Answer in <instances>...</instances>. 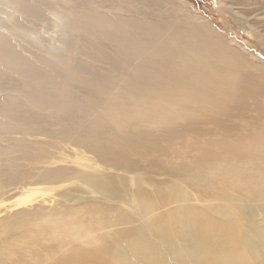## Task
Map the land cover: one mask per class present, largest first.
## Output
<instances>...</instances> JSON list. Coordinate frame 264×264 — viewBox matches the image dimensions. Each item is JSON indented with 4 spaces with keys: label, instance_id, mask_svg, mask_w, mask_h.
<instances>
[{
    "label": "bare ground",
    "instance_id": "obj_1",
    "mask_svg": "<svg viewBox=\"0 0 264 264\" xmlns=\"http://www.w3.org/2000/svg\"><path fill=\"white\" fill-rule=\"evenodd\" d=\"M217 2L264 44V0ZM64 4L65 50L0 32V264H264V62L182 0ZM85 217L113 236L58 256Z\"/></svg>",
    "mask_w": 264,
    "mask_h": 264
},
{
    "label": "rangeland",
    "instance_id": "obj_2",
    "mask_svg": "<svg viewBox=\"0 0 264 264\" xmlns=\"http://www.w3.org/2000/svg\"><path fill=\"white\" fill-rule=\"evenodd\" d=\"M182 1H185L188 5L192 7V9L196 13L200 14L208 22L213 24L217 28L218 32L227 35L228 39L232 41L237 47H239L244 53L252 56L258 61L264 62V44H261L258 38L253 36L250 32H248V30H246L244 26H242L237 20H235L230 15V13H226L223 10L224 5L219 4L217 0H182ZM64 2L65 0H51V1L49 0L50 5L53 4L55 5V3L57 4L55 6L53 5L54 7L49 6V8L51 7L50 9L49 8L46 9L45 11L46 18L44 20L38 21V23L35 22L34 24H31L29 27L27 26L29 25L28 23L27 25H25L23 24L25 21H21V23L24 26H26L24 27L25 29L19 26H12L10 24L12 22L10 21V19H8V15L5 13L9 8L5 7L4 4L1 2L0 32L5 33L4 35H6V37L8 36L9 39H11L16 46L19 45L20 43V45L23 47L25 53L28 56L31 57V55H33L32 58L34 59L33 61H36L35 57L38 56L35 54L34 51H38L41 54L47 55L46 53L40 52L39 48L34 51L27 48L28 46H30V44H32V42L33 44H35L34 40H37L38 38H40L41 41L42 40L44 41V45L50 44L51 52H54L56 48L59 47H61L62 50H65L68 48V45L67 42H60V36L62 32L60 26L57 25L59 19H61L60 18L61 16L59 14L63 13L64 11L63 9L65 8ZM57 14L59 15V17L57 16ZM52 16L54 18H52ZM17 17H19L18 13H17ZM40 22L42 25H39ZM39 41L40 40L38 39V41H36L37 42L36 44H39ZM40 186L41 185L35 186L33 188L35 190H37L36 188H39V193H40L42 191L41 189L45 188V185L41 187ZM55 193H57V190H55ZM39 199H41L44 206H48V205L59 206L63 203V201L60 202L61 200H57L58 197H52L51 200H44L43 197H40ZM7 203H9V201H7ZM38 204H40V201ZM69 207H78V205L76 206L73 205V202H69ZM94 224L97 223L94 221V219L90 217H85L81 221L75 223L74 224L75 230L78 231V234L80 235L81 248L79 249L76 247V244L79 242L78 240H75L76 235L72 232H69L68 237L65 240H63V243L60 246L58 256L65 254L69 248H72L76 256H80L81 254H84L87 257V260L90 263H93L92 256L94 250H87V249H90L98 245L104 238L113 236V233L111 231H108L105 227L98 225L96 226ZM51 248L52 245H50L49 243H44L40 247L38 252L39 253L38 263L43 261L45 264H47L46 261H48L50 257L55 256L54 254L50 253Z\"/></svg>",
    "mask_w": 264,
    "mask_h": 264
}]
</instances>
